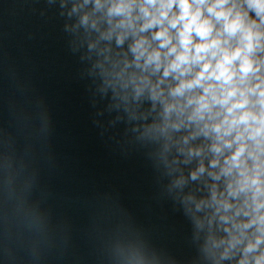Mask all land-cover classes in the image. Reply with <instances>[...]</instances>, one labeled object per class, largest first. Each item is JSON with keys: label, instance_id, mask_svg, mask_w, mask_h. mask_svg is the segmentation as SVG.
<instances>
[{"label": "clouds", "instance_id": "9594fccd", "mask_svg": "<svg viewBox=\"0 0 264 264\" xmlns=\"http://www.w3.org/2000/svg\"><path fill=\"white\" fill-rule=\"evenodd\" d=\"M107 16L122 29L118 44L132 38L134 59L117 75L134 63L141 75L133 74L128 82L137 93L149 88L153 100L161 99L165 117L175 112L183 117L180 123L202 125L200 131L213 138L210 165H220V173L230 178L227 196L212 190L228 235L210 234L208 245L227 243L231 249L243 244L238 264H264V252L248 255L264 243V61L256 57L264 51V0H108ZM241 193L248 194L245 204L250 200L254 215L238 222L241 211L245 217L249 212L228 215L233 205L227 197ZM254 225L260 235L251 240L244 230Z\"/></svg>", "mask_w": 264, "mask_h": 264}]
</instances>
